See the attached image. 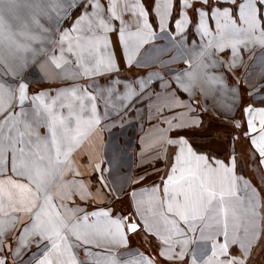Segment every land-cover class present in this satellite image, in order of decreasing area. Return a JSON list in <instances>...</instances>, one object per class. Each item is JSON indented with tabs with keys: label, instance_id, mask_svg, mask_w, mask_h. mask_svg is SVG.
Listing matches in <instances>:
<instances>
[{
	"label": "snow or ice",
	"instance_id": "6c2138e0",
	"mask_svg": "<svg viewBox=\"0 0 264 264\" xmlns=\"http://www.w3.org/2000/svg\"><path fill=\"white\" fill-rule=\"evenodd\" d=\"M158 38L177 50L156 58L167 71H132ZM250 47L264 51V0H0V264H264V69L236 71ZM49 65L84 83L51 96ZM207 69L229 102L205 120ZM130 113L154 139L113 179Z\"/></svg>",
	"mask_w": 264,
	"mask_h": 264
},
{
	"label": "crops",
	"instance_id": "0c3cea01",
	"mask_svg": "<svg viewBox=\"0 0 264 264\" xmlns=\"http://www.w3.org/2000/svg\"><path fill=\"white\" fill-rule=\"evenodd\" d=\"M28 0H21V3H27ZM21 16H23L25 19H29L31 15V9L26 7H21L19 10ZM130 14H125L126 18ZM151 22V17H150ZM114 24L118 25L119 21H115ZM67 27V25H65ZM32 31L39 32V29H36L35 26H31ZM110 38L115 39L112 37V34H109ZM198 40V37H197ZM28 42V41H25ZM45 44H47V41H43ZM169 41L167 38H158L153 42V44L145 45L143 49H141V55L138 57V59L141 60L142 63L149 65V67L145 68H136L133 67L132 71H138L143 76H147L149 72L153 71H159L162 74L167 71V68H161L160 64L157 62L156 58L159 57L161 60H168L172 56H177V50L175 48L169 47V50L165 52L158 51V49H162L165 45H168ZM190 46V42H189ZM211 51V50H209ZM58 54V53H57ZM23 55V53H21ZM190 53L187 51H182V55L178 58L176 63H173L170 65L171 68H180L181 66L186 67L184 65V60L189 58ZM218 58L222 60H227L230 62L231 53L227 52L224 54L218 53ZM238 64H240L239 67H237L236 71L238 75H240L241 78H244L245 74L247 73L250 83L251 84H257L259 81L261 70L264 69V51H261L258 47H250L249 51L243 52L241 56V60L238 61ZM47 70L50 73V78L46 81V84L51 86V96L56 95L57 89H64L69 88L73 85V83H80L83 84L84 81L79 78L75 77L73 80L64 81L61 79V76L63 75L62 70L55 69L54 66H47ZM200 71V70H198ZM208 72V75L205 76L201 72L200 78L198 79V87L203 89V95L199 94L197 95V99L201 102V108H207V112L202 113V117L207 120L210 116L213 115V107L220 108L224 103L229 102L228 96L229 94L226 92L223 86L217 85L211 82V76L213 75V72L211 69L206 70ZM219 68L216 70L215 75H219ZM125 75V73H121V78ZM127 75H131V73H127ZM99 82H103V80L100 77L96 78ZM167 79V77H166ZM154 84L153 86L156 87L157 90H159V82L157 81L156 77H153ZM88 83H91L89 81ZM230 83V81H229ZM32 87L34 89H38L40 86L39 84L33 79ZM47 91L48 89H43ZM90 91L95 92L94 89H89ZM205 96L207 98V102L205 103ZM102 106V104H101ZM235 116L237 120L241 119L242 113L239 111H236L234 113H231ZM246 119V117H245ZM131 120L133 123L129 125L127 121ZM119 123V121H117ZM140 121H137L135 119L134 114L130 113L125 118V127L123 129L121 128H115L112 129L111 133V142L108 152L109 159H112V178L118 179L123 178L128 173H135L138 172L140 169L137 167L139 163L141 162L140 157V137L143 136L145 138L146 144L151 143L154 139V134L150 135L151 129L147 122H145V126L143 130L140 129ZM109 137L108 133L104 134V139L107 140ZM95 140V143L97 145V151H96V159L100 160L103 158V150L100 147V140L96 137L93 138ZM151 153H149L150 155ZM147 158V156L145 157ZM104 167H107V164L103 165ZM81 172L87 174L88 172H91V169H80ZM134 245H138L137 241L133 242ZM141 246L142 249L146 248V245H138ZM30 251H35V246L33 245L30 250H22L21 252V258L26 259L29 255Z\"/></svg>",
	"mask_w": 264,
	"mask_h": 264
}]
</instances>
